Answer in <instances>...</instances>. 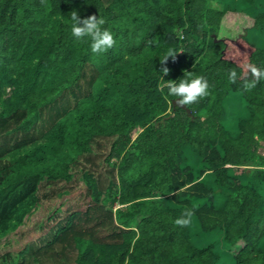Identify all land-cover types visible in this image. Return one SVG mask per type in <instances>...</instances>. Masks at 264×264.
I'll return each instance as SVG.
<instances>
[{
  "label": "trees",
  "instance_id": "1",
  "mask_svg": "<svg viewBox=\"0 0 264 264\" xmlns=\"http://www.w3.org/2000/svg\"><path fill=\"white\" fill-rule=\"evenodd\" d=\"M73 10L116 45L92 53ZM248 63L264 69V0H0V238L25 225L0 264H264V80L242 91ZM185 71L210 85L190 113L159 90Z\"/></svg>",
  "mask_w": 264,
  "mask_h": 264
},
{
  "label": "clouds",
  "instance_id": "2",
  "mask_svg": "<svg viewBox=\"0 0 264 264\" xmlns=\"http://www.w3.org/2000/svg\"><path fill=\"white\" fill-rule=\"evenodd\" d=\"M71 33L81 42L88 43L90 50L94 54H102L113 48L117 41L113 33L107 28L103 27L106 23L103 17L97 15H89L86 18H81L76 10L70 13ZM149 43H151L149 41ZM175 50L169 49L166 54L160 59L162 65H166L169 57L175 59ZM160 72L167 75L169 69L162 66ZM251 79H248V76ZM162 86L160 91L165 93L166 97H173L176 99V105L179 107L198 103L203 97L209 94L210 85L203 75H198L192 71H185L183 76L178 79L164 80L160 77ZM228 80L235 84L237 81V72L235 69L228 70ZM264 80V69L258 68L253 63L245 65V71L242 76L241 89L243 92H250L256 87V84ZM170 103H172L170 101ZM175 195L176 193H171ZM194 213L190 209H185L183 214L174 220V224L179 227H187L192 222Z\"/></svg>",
  "mask_w": 264,
  "mask_h": 264
},
{
  "label": "rangeland",
  "instance_id": "3",
  "mask_svg": "<svg viewBox=\"0 0 264 264\" xmlns=\"http://www.w3.org/2000/svg\"><path fill=\"white\" fill-rule=\"evenodd\" d=\"M212 5L214 6L215 5V2L212 3ZM222 31L220 33V36H216L217 34H212L213 36V40L215 42L217 41H220V40H224L225 37H227L230 33H231V24H227V23H223L222 22ZM250 26V23L246 22V21H242V25H240V30L238 31V33L235 35V36H242L246 33V30L244 29L245 27H248ZM233 30H237L236 28H234V25L232 27ZM218 37V38H217ZM70 94L74 92V88L71 89L70 91ZM261 144H264L263 141H260ZM258 152L261 154V155H264V148L263 146H260L258 148ZM79 192L81 193V191L79 190ZM89 198L85 201H88ZM117 205V204H116ZM25 230V225L24 224H21L19 225L15 230L13 231H10L8 234L2 236L0 238V246L3 245V243L8 240L12 245H8L7 249L10 250V253L15 255L17 254V250L19 249L18 247V239H19V235L21 232H23ZM6 248H3V249H0V254L1 252H3ZM19 257V255H18Z\"/></svg>",
  "mask_w": 264,
  "mask_h": 264
},
{
  "label": "water",
  "instance_id": "4",
  "mask_svg": "<svg viewBox=\"0 0 264 264\" xmlns=\"http://www.w3.org/2000/svg\"><path fill=\"white\" fill-rule=\"evenodd\" d=\"M215 41H216V40H215ZM172 102H173V105H175V104H176V99H175V100H173ZM182 108H183L184 110H186V112H187V113H189V112H190V110H189V108H188V107H186V106H183Z\"/></svg>",
  "mask_w": 264,
  "mask_h": 264
},
{
  "label": "bare ground",
  "instance_id": "5",
  "mask_svg": "<svg viewBox=\"0 0 264 264\" xmlns=\"http://www.w3.org/2000/svg\"><path fill=\"white\" fill-rule=\"evenodd\" d=\"M177 99V98H176ZM173 100H175V99H173ZM172 104H173V102H172ZM174 106H176V104L174 105ZM187 107V106H186ZM182 108V107H181ZM190 110V109H189ZM190 113V112H189Z\"/></svg>",
  "mask_w": 264,
  "mask_h": 264
}]
</instances>
